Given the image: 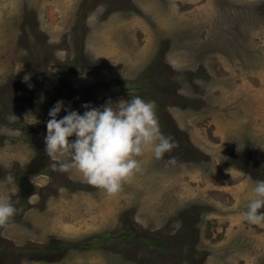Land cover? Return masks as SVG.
I'll return each instance as SVG.
<instances>
[{
    "label": "rangeland",
    "instance_id": "374dc122",
    "mask_svg": "<svg viewBox=\"0 0 264 264\" xmlns=\"http://www.w3.org/2000/svg\"><path fill=\"white\" fill-rule=\"evenodd\" d=\"M134 95L177 146L145 150L121 192L48 155L27 172L57 100ZM257 176L264 0H0V199L17 208L0 264H264V220L242 215ZM53 241L70 246L22 252Z\"/></svg>",
    "mask_w": 264,
    "mask_h": 264
},
{
    "label": "clouds",
    "instance_id": "9594fccd",
    "mask_svg": "<svg viewBox=\"0 0 264 264\" xmlns=\"http://www.w3.org/2000/svg\"><path fill=\"white\" fill-rule=\"evenodd\" d=\"M82 108L81 113L63 100L55 102L46 121L45 151L59 171L75 168L89 184L109 194L121 192L123 184L142 171L138 157L145 150L160 159L177 146L161 131L155 101L134 95L100 106L86 102ZM62 110L65 114L59 116ZM16 212L12 202L0 199V227H7ZM242 215L250 222L264 220V176L254 179Z\"/></svg>",
    "mask_w": 264,
    "mask_h": 264
},
{
    "label": "trees",
    "instance_id": "16d2710c",
    "mask_svg": "<svg viewBox=\"0 0 264 264\" xmlns=\"http://www.w3.org/2000/svg\"><path fill=\"white\" fill-rule=\"evenodd\" d=\"M151 242L154 244H157L158 240L152 239ZM66 246H70V244H68V242H64V241H60L58 243H56V241H53V242L49 243L47 246L41 247V248H29V247L23 248L22 252L27 253L29 255V257H31V258L35 257L34 255H36L37 259H39V257L40 258L46 257L45 255H43V253H45L44 251L57 252V251H59L60 248L66 247Z\"/></svg>",
    "mask_w": 264,
    "mask_h": 264
},
{
    "label": "flooded vegetation",
    "instance_id": "af4514ba",
    "mask_svg": "<svg viewBox=\"0 0 264 264\" xmlns=\"http://www.w3.org/2000/svg\"><path fill=\"white\" fill-rule=\"evenodd\" d=\"M45 127V126H44ZM40 130L42 131V132H40ZM40 130H37L36 131V133H35V135L33 136V139H32V145H33V147L35 148V149H39V151L37 150L36 152L38 153V154H40L39 155V159H32V163L28 166V168L26 169L27 170V172H30V169L35 165V164H37L38 162H39V160L41 159V158H44L45 159V157L47 156V153H46V151H45V141H44V138H42V136H45L46 135V133H47V129H44L43 130V128L42 129H40ZM37 146H36V145ZM41 149V150H40ZM46 154V155H45ZM45 164V163H44Z\"/></svg>",
    "mask_w": 264,
    "mask_h": 264
},
{
    "label": "crops",
    "instance_id": "0c3cea01",
    "mask_svg": "<svg viewBox=\"0 0 264 264\" xmlns=\"http://www.w3.org/2000/svg\"><path fill=\"white\" fill-rule=\"evenodd\" d=\"M100 47L102 48V46L100 45ZM103 51V53H106V51H105V49H103L102 50ZM101 60V59H100ZM102 61H104V59H102ZM112 64V63H111ZM115 65H116V63H115ZM111 66H113V65H110V68H111ZM91 80H92V78H85V83H87V84H89L90 82H91ZM133 81V80H132ZM80 84H81V82H83V80H82V78H79V81H78ZM128 82H130V81H128ZM35 147V146H34ZM39 151V149H36V151ZM41 150V149H40ZM33 161H31L30 163H29V165L32 163Z\"/></svg>",
    "mask_w": 264,
    "mask_h": 264
}]
</instances>
